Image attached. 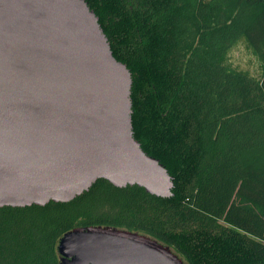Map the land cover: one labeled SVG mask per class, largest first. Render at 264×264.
Listing matches in <instances>:
<instances>
[{"label":"trees","instance_id":"obj_1","mask_svg":"<svg viewBox=\"0 0 264 264\" xmlns=\"http://www.w3.org/2000/svg\"><path fill=\"white\" fill-rule=\"evenodd\" d=\"M85 2L172 195L101 179L68 203L0 208V264H58L60 239L87 227L149 236L185 264H264V0Z\"/></svg>","mask_w":264,"mask_h":264},{"label":"water","instance_id":"obj_2","mask_svg":"<svg viewBox=\"0 0 264 264\" xmlns=\"http://www.w3.org/2000/svg\"><path fill=\"white\" fill-rule=\"evenodd\" d=\"M131 74L85 0H0V208L68 203L98 180L167 199L173 178L133 138ZM58 264H185L138 232L76 228Z\"/></svg>","mask_w":264,"mask_h":264},{"label":"rangeland","instance_id":"obj_3","mask_svg":"<svg viewBox=\"0 0 264 264\" xmlns=\"http://www.w3.org/2000/svg\"><path fill=\"white\" fill-rule=\"evenodd\" d=\"M237 58H238V55H237ZM243 61H244V62H243V65H245V64H246V59H244Z\"/></svg>","mask_w":264,"mask_h":264}]
</instances>
